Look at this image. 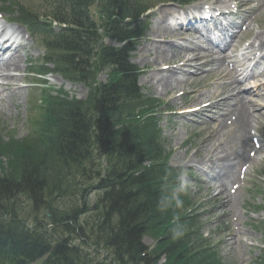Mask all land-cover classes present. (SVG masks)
<instances>
[{
  "label": "trees",
  "instance_id": "trees-1",
  "mask_svg": "<svg viewBox=\"0 0 264 264\" xmlns=\"http://www.w3.org/2000/svg\"><path fill=\"white\" fill-rule=\"evenodd\" d=\"M94 1L71 0L67 8L70 15L61 20L69 21L75 28L55 34L50 43L52 59L66 76L84 78L92 67L111 61L116 62L122 71L127 70L125 61L129 45L120 49L105 48L101 57L95 49L101 36L99 27L90 18V6ZM100 1L105 20L102 27L106 33L111 34L108 26L115 18L119 36L128 38L129 33L120 27V21L136 12L140 3L137 0ZM68 3L57 0L56 14L62 13ZM18 9L28 17L23 7ZM37 24L52 33L49 26ZM132 76L124 74L117 81L103 85L88 104L73 102L57 106V111L49 115L51 120L46 129L52 157L61 154L64 160L82 161L87 157L91 142L98 140L101 148L115 158L106 179L113 185L106 193L108 209H46L52 214V223H45L43 229L38 228L40 230L27 227V219L21 216L22 209H0V264H31L38 260H43L42 264H101L86 262L80 246L74 244L70 237L73 234L77 235L74 239L83 242L85 238L88 240V236L97 250L107 251L110 264H160L164 255L167 258L165 264H224L219 251L211 244L204 240L199 243L201 239L197 243V237L194 241L195 233L187 228L192 226L195 218L182 217L180 209L167 208L172 199L167 194L169 190L162 186L163 180L167 181L166 170L152 168L134 175L135 168L142 167L146 156L155 158L160 155V146H155V130L151 125L148 130L137 126V138L129 141L121 139L111 128L110 122L115 118L121 119L136 110L148 113L153 108V102L141 95ZM10 145L0 142V154L10 152L14 155L10 162L12 170L0 178V206H4V201L15 199L13 196L19 191L38 205L44 180L48 177V171L42 166L43 156L38 154L37 157L29 146L23 147L30 150L13 151L11 147L17 146ZM42 210L32 209L35 220L40 224H44L38 216ZM46 218L47 215L44 216ZM53 224L60 234L58 237L47 230ZM66 233L69 237L64 238ZM147 234L158 238L155 249L149 253L143 242ZM259 263L264 264V253Z\"/></svg>",
  "mask_w": 264,
  "mask_h": 264
},
{
  "label": "rangeland",
  "instance_id": "rangeland-1",
  "mask_svg": "<svg viewBox=\"0 0 264 264\" xmlns=\"http://www.w3.org/2000/svg\"><path fill=\"white\" fill-rule=\"evenodd\" d=\"M201 1L203 0H197L199 3ZM156 21H158V18L156 19L154 17L150 20L151 24L149 31L147 32L145 38L140 41L137 46V50L133 54V61L142 70L147 66L151 68L154 67L153 61L143 63L141 59L146 57L142 51H144L145 47H149V42L146 38L150 36ZM251 28L252 33H256L258 30H264V12L255 18L252 22ZM246 34L248 35L249 32ZM246 34L244 33L243 36H247ZM38 44V41L35 40L34 46L30 51L35 58L42 54V49L39 48ZM152 56H154V54H152ZM150 60H152L151 57ZM19 74L25 75L27 78L30 77L24 72H19ZM213 74L214 73L206 72V76L202 80L206 84L197 94H195V97L197 95V99L204 98L205 100H209L214 98L221 90L220 87L222 82L219 80H215L210 83L209 78H211ZM105 78V76H102V79ZM139 80L145 93L162 99L172 108H183L190 103L191 106L195 105V103L192 102L187 103L189 101L188 97L178 96L181 92L190 91V83L185 86L178 87L172 92L165 93L161 89H158L156 84L150 82L151 74L148 76V73L142 72ZM23 81L24 80H21L20 85L24 83ZM49 81L52 84H57L58 86L59 84L61 85V82H59L55 76L49 77ZM81 86L82 85L77 86L75 84L72 87V94L84 97L86 95V91H84ZM194 99L192 98L193 102ZM30 100L31 89L22 88L19 108H10V110L7 109L5 112H0V129L4 130L6 134L7 132L15 130L18 137H24L27 134V125L25 124L26 116L27 114L29 115L31 111ZM188 117L198 119L196 115H189ZM212 117L213 114L208 113V115L205 116V119L209 120ZM197 123V121L188 122V120L183 117L164 118L162 125L164 127L167 148L173 153L171 158V163L173 165L185 166L187 162L192 163V165H198L196 159L193 158L196 141L194 134L197 135L198 133V128L195 127ZM214 126L216 125L214 124L208 126V132H213ZM251 130L252 133L249 132L250 146L247 148V158L243 159L239 163L237 170V172H239L240 169H242L243 174L244 183L238 190L239 198H241V200L240 202L235 203L236 207H234V212L230 213L231 215L228 211L219 213L213 212L217 209H220L221 211L222 208L219 206V202H213V199L210 200L215 193H212L210 189H207V185L203 182V180L208 177L205 171H201L197 167H193L195 178L191 179V186L189 187L192 202H197V204L204 203L205 205V207L200 209L199 214L202 220V233L207 235L209 242L217 246L226 264H255L258 256L262 254V248L264 247V236L261 228L264 222V150L258 153V159L251 164V167L243 166L246 161H249L248 157L253 155V153H256L253 147V138L258 137L261 139V142L264 143V118H260L258 124L251 125L250 131ZM219 135H221V138L217 144H220L223 139V131H221ZM206 170L211 171V169ZM183 179L184 183L189 180L186 175ZM234 182L235 181H230L232 184H235ZM232 184L230 186H232ZM19 202L23 207V212L25 214L31 203L27 198L23 197ZM259 205H262L263 208L261 211L256 213V207ZM28 210L30 211L31 209ZM145 242L149 246H154L156 240L152 237H147L145 238ZM82 247L88 258L91 259L94 255L93 248L90 246ZM99 254V260L104 261L103 256L106 254L102 251Z\"/></svg>",
  "mask_w": 264,
  "mask_h": 264
},
{
  "label": "bare ground",
  "instance_id": "bare-ground-1",
  "mask_svg": "<svg viewBox=\"0 0 264 264\" xmlns=\"http://www.w3.org/2000/svg\"><path fill=\"white\" fill-rule=\"evenodd\" d=\"M264 10V4L262 8ZM165 13L160 18L159 23L154 27L152 31V39L149 41V47H145L143 54L147 58H143L144 62L150 60V56L154 54L155 56L152 58L154 62V67L150 68V72L148 76L151 74V80L153 84H156L157 88H160L163 92H172L174 89L182 87L188 78H179L177 77V71L185 70V66L193 63H197L199 67L216 62L217 69L221 72L222 78H234L237 74L236 68H233L231 72H228L227 67V54L223 55H215L204 54L201 52L200 47H189L177 45V49H175V44L173 41H164L159 40L160 38H179L184 39L189 31L185 32L183 29H174L169 25H163L167 21V16L172 14L173 9L168 8ZM21 30V28H20ZM194 37H197L196 32L192 30ZM264 36V32H258L253 41L249 44V48H253L256 41H260ZM198 38V37H197ZM232 42V41H231ZM226 46L227 48L231 46V43ZM226 47L224 49H226ZM211 52L212 50H208ZM225 52V51H224ZM180 60L179 67L168 69H163L160 66H164L168 64V61L171 60ZM206 59L205 61H202ZM24 61V56H18L17 54L12 55L9 59L0 60V88H12L14 91L11 93H7L4 95V90H0V109L5 107V100L14 101V97L19 96L18 90V75L16 72L22 70L23 65L21 62ZM197 66V67H198ZM152 70V71H151ZM235 70V71H234ZM242 72V71H241ZM254 72V71H253ZM252 73V72H250ZM200 76V75H198ZM256 74L252 73L251 78L255 77ZM250 74L245 75V79H248ZM194 78L199 79L197 74ZM225 90L222 93L228 94L221 98L220 101L216 102L215 105L211 107V109H218L219 111L222 109L221 115L215 119V125L213 132H208V126L214 125L213 123H209L208 126L203 127L199 130L200 139L197 141V144L200 146L199 149L196 150V159L202 165H215L214 171H216L210 181L208 182V186L213 181L215 182V186L213 187V192L216 193L214 197L216 202H219V206L222 208L214 210L213 212H225L228 211L229 214L233 213L234 207H236V202H240L241 198L238 195L233 194L229 191L230 181H235L239 178L238 176V165L239 163L247 158V148L250 146L249 141V132L250 126L254 125L256 122L258 123L261 117H264V110L261 109L263 104H259L258 100L248 99L245 97L242 91H240L241 86L238 78L236 77L234 80L230 82L224 83ZM238 90L235 95H230L234 90ZM252 88L248 89L247 92L250 94L257 95L260 100L264 103V85L257 86L256 89L252 90ZM199 91V84L194 86L192 93H196ZM220 93V94H222ZM3 105V106H2ZM223 106V107H221ZM208 109L207 111L211 110ZM223 131V139L220 144H217L221 138L220 132ZM249 159V158H248ZM224 181L222 182V180ZM234 182V183H235ZM233 187V186H232ZM231 190V189H230ZM228 207V209H227ZM219 210V211H218ZM231 215V214H230ZM226 216V214H225ZM247 246V245H246Z\"/></svg>",
  "mask_w": 264,
  "mask_h": 264
},
{
  "label": "clouds",
  "instance_id": "clouds-1",
  "mask_svg": "<svg viewBox=\"0 0 264 264\" xmlns=\"http://www.w3.org/2000/svg\"><path fill=\"white\" fill-rule=\"evenodd\" d=\"M176 206H177V207H182V206H183L182 201L177 200V201H176ZM177 234H178V233H177Z\"/></svg>",
  "mask_w": 264,
  "mask_h": 264
}]
</instances>
